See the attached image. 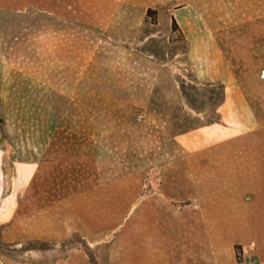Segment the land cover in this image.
<instances>
[{
  "label": "rangeland",
  "instance_id": "rangeland-1",
  "mask_svg": "<svg viewBox=\"0 0 264 264\" xmlns=\"http://www.w3.org/2000/svg\"><path fill=\"white\" fill-rule=\"evenodd\" d=\"M262 1L0 0V264H137L154 235L214 264L203 199L238 148L264 163Z\"/></svg>",
  "mask_w": 264,
  "mask_h": 264
},
{
  "label": "crops",
  "instance_id": "crops-1",
  "mask_svg": "<svg viewBox=\"0 0 264 264\" xmlns=\"http://www.w3.org/2000/svg\"><path fill=\"white\" fill-rule=\"evenodd\" d=\"M77 4V1L67 0ZM264 5V1H262ZM263 5L256 11L264 15ZM253 14V9L251 11ZM263 155L256 148H238L236 162L225 164L221 171L220 182L214 184V193L203 199V226L205 232L222 236L220 242L211 248L210 257L214 264H224L221 261L223 242L228 244V264H236L234 246L246 248L253 264H264V163ZM220 186V187H219ZM155 230V229H154ZM215 230V231H214ZM208 233V232H207ZM155 236V235H154ZM153 236L150 242L145 241L139 251L137 264H176L173 253V243L162 242ZM225 237V238H224ZM222 242V243H221ZM183 257L182 263L191 264ZM200 264H203L200 262Z\"/></svg>",
  "mask_w": 264,
  "mask_h": 264
},
{
  "label": "trees",
  "instance_id": "trees-1",
  "mask_svg": "<svg viewBox=\"0 0 264 264\" xmlns=\"http://www.w3.org/2000/svg\"><path fill=\"white\" fill-rule=\"evenodd\" d=\"M146 14L148 15V14H153V15H155V12L153 11V10H151V9H147L146 10ZM176 21L174 20V18H172L171 17V21H170V27H171V31L172 32H180L179 31V28H178V26H177V24L175 23Z\"/></svg>",
  "mask_w": 264,
  "mask_h": 264
},
{
  "label": "built area",
  "instance_id": "built-area-1",
  "mask_svg": "<svg viewBox=\"0 0 264 264\" xmlns=\"http://www.w3.org/2000/svg\"><path fill=\"white\" fill-rule=\"evenodd\" d=\"M241 264H253V262H245V261H243Z\"/></svg>",
  "mask_w": 264,
  "mask_h": 264
}]
</instances>
